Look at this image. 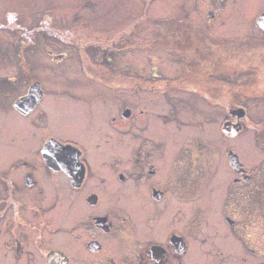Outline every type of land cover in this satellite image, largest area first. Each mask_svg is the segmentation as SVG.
Here are the masks:
<instances>
[{
    "label": "flooded vegetation",
    "instance_id": "obj_1",
    "mask_svg": "<svg viewBox=\"0 0 264 264\" xmlns=\"http://www.w3.org/2000/svg\"><path fill=\"white\" fill-rule=\"evenodd\" d=\"M45 1L0 0V16L5 14L0 20H18L16 24L31 28L39 24L30 33L56 41L54 49L48 48L53 64L47 62L44 73L59 67L70 55L67 46L90 28H96L95 37L123 38L130 45V18L124 27L121 21L95 24L56 15L49 6L63 3L44 6ZM258 1L264 3L207 0L213 26L242 15L244 4L251 10L261 4L245 31L226 27L218 33L187 17L169 18L206 30L188 32L197 40L194 47L180 49L187 61L183 75L168 79L178 89L171 105L197 111L190 124L179 125L185 127L183 135L164 126L169 116L161 110L151 116L153 111L137 113L131 95L123 97L118 111L115 94L132 89L120 76L138 74L98 62L99 43L87 54L90 64L80 83H47L41 64L33 60L0 68V264H264V143L245 150L239 143L246 130L264 137V4ZM125 2L120 18L132 14L137 0H119L115 6L125 7ZM9 4L21 8L16 10L21 17L7 20ZM40 6L46 11L42 15L35 10ZM87 47H76L82 60ZM243 74L253 76L238 78ZM150 82V89L140 83L136 87L159 88L163 94L162 77ZM59 95L80 102L82 125L101 136L102 142L92 144L102 153L99 165L84 143L45 130L47 102ZM249 103L262 107L258 120L252 119ZM59 104L52 103L57 109ZM220 118L221 133L211 128ZM117 119L124 120L123 126L115 127ZM117 133L124 135L122 144L115 141ZM181 213L188 216L181 219ZM199 213L217 226L215 235L208 232L202 243L191 240ZM214 245L227 248L228 257Z\"/></svg>",
    "mask_w": 264,
    "mask_h": 264
},
{
    "label": "rangeland",
    "instance_id": "obj_2",
    "mask_svg": "<svg viewBox=\"0 0 264 264\" xmlns=\"http://www.w3.org/2000/svg\"><path fill=\"white\" fill-rule=\"evenodd\" d=\"M7 1V0H6ZM10 2L14 1V3L18 2V0H8ZM107 2L103 3L102 0H61V1H55V0H48L43 2L44 6L51 5L49 3H58L61 4V7L59 5L57 6H49L51 12H56V15H62L67 16V18H70L71 16L79 17L80 19L83 18V20H94V22L101 24H107L110 21L112 22L111 25H117V22L121 21V27H124V21L131 19L132 24V36L130 45V49H128L123 44V38H106L102 37H95V31L96 28H90L88 29V34L83 37L81 36L78 39H75L73 43L69 44L67 46L68 49H70V55L67 56V58L64 61H61V64L59 67L56 68V66L52 67V70H48V72L44 73L43 66L46 65L47 62H50L53 64L52 58H50V53L48 52V48L54 49L56 44L54 39H46L45 37L37 38L35 34L30 33L31 30L37 29L40 27L39 24L35 26L34 28H31L29 26L26 27L24 24H16L15 22H18V20L14 21H6L3 22L0 20V68L2 66H5L6 64H16L17 62L20 63L21 67H23L24 63H27L31 60H33L36 63L41 64L42 69V78H45V81L47 83H55L54 80L59 81L61 80L63 83L67 84H74L75 82L80 83V79L84 80V66L90 64V59L87 56V54H93V50H91L92 44L99 43V47L101 52L99 53V58L96 57L98 62L101 63H114L121 71L124 73H128L129 71L135 72L136 77H132V79L127 78L125 76H120V79L126 82L130 81V84L132 85L131 93H124L123 91L119 90L115 94L118 96L117 98V107H119L118 111H120L121 107L123 106V97L128 95H131L132 100H135V106L137 113L141 112V109L146 113L153 111V113H149L154 115L158 111H162L164 114H167L169 118L163 122L165 127L178 129L179 125L186 126L187 124H190L192 119L195 118L196 112L190 109H187L184 105L181 107V104H178V106H172L171 105V98L173 94H177V87H173V85L170 84V81L168 79H174V78H180L184 72V65L187 62L185 59V56L182 55V52L180 51L181 48L189 47L193 45L194 41L192 39L186 41L187 46L180 45L185 44L182 43V36L178 41H174L173 39H165L163 37L160 42L163 46L157 44V38L158 34L152 33L150 34V29H153L154 23H156L152 19H168L170 17H187L189 20L194 22L197 25H201L202 27H209L214 32H223V29L226 27L227 31H245L247 28H250V23L253 19V13L257 12L258 10H262V5L256 7V10H252L250 7H248L246 4H244V7L242 8V15L236 16V19L231 18L228 19V21L224 24H222L221 21H218V24H213L209 21L208 17V2L207 0H137L135 4V10L131 12L132 14H126V16L119 17L118 14H120L119 9H127V3L125 2L123 5L125 7H117L115 5H118L119 0H106ZM246 1V0H245ZM123 2V1H122ZM261 1H258L257 3H260ZM19 3V2H18ZM263 3V2H261ZM114 4V6H113ZM264 4V3H263ZM8 11L7 18L12 16L15 17H21V15H18L16 12L17 9H19L20 12H22L20 7L11 6L9 4L7 7H5ZM14 8V10H13ZM48 8H46L47 10ZM13 10V11H12ZM35 10H39L37 14H44L46 12L42 6L36 7ZM3 11V10H2ZM124 15V14H123ZM5 14L0 16V18H4ZM11 18H8L7 20H10ZM251 21V22H250ZM242 24V25H241ZM244 24V25H243ZM141 27V30L144 29V31H141L139 26ZM219 25V27L217 26ZM42 28H45L44 22L42 24ZM235 27V28H234ZM15 29L16 31L13 33L11 30ZM38 29V30H39ZM30 30V31H29ZM251 30V29H250ZM182 34H185V29L181 32ZM48 34V33H46ZM228 36L233 34L231 32L224 33ZM117 35V34H116ZM186 35V34H185ZM166 36V35H165ZM173 36V35H171ZM121 40L122 42H119ZM196 41L197 39L194 38ZM67 41H69L67 39ZM76 43H79V45H76ZM174 44V45H173ZM176 44V45H175ZM87 47V52L83 51V60L81 59V52L79 54V51L77 50L78 46H81L82 48ZM112 45V46H109ZM60 45L57 46L59 48ZM77 47V48H76ZM124 47H126V50H123ZM30 51V52H29ZM92 52V53H91ZM103 52V53H102ZM106 52V53H105ZM107 52H110V54H107ZM31 53V54H30ZM30 54V55H29ZM29 56V57H28ZM10 57V58H9ZM34 57V58H33ZM92 58H95L92 56ZM110 60H107L109 59ZM32 61V62H33ZM22 63V64H21ZM49 64V63H48ZM25 65V64H24ZM55 65V64H54ZM57 65V64H56ZM9 68H13L12 71L16 70L15 66H11ZM27 68V67H26ZM127 68L130 70L128 71ZM58 69H65L64 74H61ZM141 69H144L140 71ZM88 70H91V68H88ZM160 77L158 78V76ZM140 76V77H139ZM155 76V77H154ZM253 75H239L238 78L240 79H249ZM86 77V76H85ZM138 77V78H137ZM156 79H163L164 82L162 83L164 86L163 88V94L161 93V90L158 88L155 91L149 90L150 80ZM117 79H119L117 77ZM120 80V81H121ZM173 82V81H172ZM83 83V81H82ZM144 85L145 87L149 89L144 90H138L136 86ZM174 83V82H173ZM169 84V85H168ZM77 85V84H76ZM186 85V84H185ZM87 85H85L86 87ZM188 86V84L186 85ZM189 87V86H188ZM167 89V90H166ZM177 89V90H176ZM166 90V91H165ZM95 94H100L98 91H93ZM167 92V93H164ZM179 94H182L179 92ZM60 101V104L58 105V109L52 105L54 101ZM214 101V100H213ZM206 103L203 104L205 106ZM214 106L218 105L216 103H212ZM80 102H74L72 98L65 97L62 95L59 96H53L51 97V100L47 102V124H45V130L52 132L54 134H57L65 139H74L77 141H80L84 143L89 151V155L91 159L94 161L95 165H99L102 158V153L97 149L96 147H93L92 144L94 141L102 142L101 136L98 137L97 134L94 131H88L86 128L82 125V119H79V108H80ZM213 106V107H214ZM249 111L252 119L258 120V115L261 116L262 107L260 105H257V103H249ZM207 107V105H206ZM212 107V108H213ZM208 108V107H207ZM214 114V108L212 109ZM177 118L179 119H171V118ZM213 118V117H212ZM216 120V119H213ZM218 122L211 123V128L215 127L216 130L221 133L220 124L222 119H217ZM124 120L117 119L115 127L123 126ZM104 127L103 120H101V123H99V129L102 131ZM185 128V127H184ZM183 129L180 130V133L183 135ZM189 128V127H186ZM192 129H195L194 127H191ZM213 129V128H212ZM183 130V131H182ZM170 131V130H169ZM168 132V130H167ZM171 132V131H170ZM145 133V132H144ZM148 133V132H146ZM178 135V134H177ZM217 135L216 140L220 141L221 136ZM116 142L117 143H123L124 135L122 133H117L115 135ZM242 140L239 143H242L243 150H245V147L249 146H259L261 148V143H264V137L262 135L258 136L257 134L254 135L252 131H245L242 134ZM214 141V142H217ZM95 142V143H96ZM187 149V148H185ZM216 159V158H214ZM198 160H203L202 157H200ZM215 163L211 161L210 167L214 165ZM195 202L198 203L196 207L200 204L198 199H195ZM201 208V207H200ZM202 210V208H201ZM196 211V209H195ZM201 213V212H200ZM196 215V221L199 223V226L195 229L194 234H191V240L196 241L199 243L203 242L204 235L208 236V232H211L213 235H215V230L217 229L212 224V221L207 218L205 220V216L203 214ZM188 216V214L181 213V219H185ZM215 216L212 214L211 219L214 221ZM201 220H205L202 221ZM216 221V220H215ZM219 224V223H218ZM203 235V236H202ZM198 243V244H199ZM215 250L221 251V255H225V258L228 257V251H224V246L220 245H214ZM208 249H211L209 247ZM224 249V250H223ZM197 253V252H196ZM208 257H211L208 256ZM207 257V258H208ZM199 260V259H198ZM214 264V262H211ZM199 264H203L200 263ZM221 264H230V263H221Z\"/></svg>",
    "mask_w": 264,
    "mask_h": 264
},
{
    "label": "trees",
    "instance_id": "obj_3",
    "mask_svg": "<svg viewBox=\"0 0 264 264\" xmlns=\"http://www.w3.org/2000/svg\"><path fill=\"white\" fill-rule=\"evenodd\" d=\"M154 20L156 23H154V27L153 29H150V34L152 33H155V34H158V38H157V44L161 45V42L160 40L163 38L161 36L162 33H164L165 35L164 38L166 39H173L174 41H178L180 39V37L182 36V43H185L186 41L192 39L194 42V38L188 36V32L189 31H193L192 28H196L195 30L199 31L201 34L203 33H206V30L204 28H200V27H195V25H189V23L187 22H178V21H175L173 19H152ZM183 29H185V34H182L181 32L183 31ZM173 35V36H171ZM174 45V44H173ZM176 45V44H175ZM180 45H184V46H187V43L185 44H180ZM190 46H195V44L193 43V45L189 44ZM189 46V47H190ZM161 48L163 47L162 45L160 46ZM188 47V48H189Z\"/></svg>",
    "mask_w": 264,
    "mask_h": 264
},
{
    "label": "water",
    "instance_id": "obj_4",
    "mask_svg": "<svg viewBox=\"0 0 264 264\" xmlns=\"http://www.w3.org/2000/svg\"><path fill=\"white\" fill-rule=\"evenodd\" d=\"M261 22H264V18H263V17H261ZM228 131H229V133H230V130H228ZM228 131H227V132H228Z\"/></svg>",
    "mask_w": 264,
    "mask_h": 264
},
{
    "label": "bare ground",
    "instance_id": "obj_5",
    "mask_svg": "<svg viewBox=\"0 0 264 264\" xmlns=\"http://www.w3.org/2000/svg\"><path fill=\"white\" fill-rule=\"evenodd\" d=\"M78 26V24H75V27H77Z\"/></svg>",
    "mask_w": 264,
    "mask_h": 264
}]
</instances>
